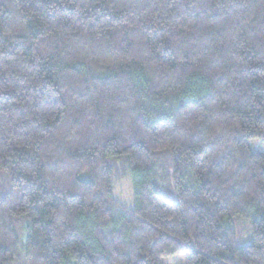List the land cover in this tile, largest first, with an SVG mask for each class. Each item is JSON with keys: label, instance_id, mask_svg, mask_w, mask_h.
I'll list each match as a JSON object with an SVG mask.
<instances>
[{"label": "trees", "instance_id": "trees-1", "mask_svg": "<svg viewBox=\"0 0 264 264\" xmlns=\"http://www.w3.org/2000/svg\"><path fill=\"white\" fill-rule=\"evenodd\" d=\"M177 255L264 264V0H0V264Z\"/></svg>", "mask_w": 264, "mask_h": 264}, {"label": "rangeland", "instance_id": "rangeland-1", "mask_svg": "<svg viewBox=\"0 0 264 264\" xmlns=\"http://www.w3.org/2000/svg\"><path fill=\"white\" fill-rule=\"evenodd\" d=\"M256 149H262L263 146L260 143L255 144ZM128 175V174H127ZM115 196L123 202L125 205H131L134 202L133 197V186L130 176L115 175L114 178V188ZM237 226L242 231L244 235H247L248 224L245 221H239ZM165 264H184L183 255H177L173 257H168L164 260Z\"/></svg>", "mask_w": 264, "mask_h": 264}]
</instances>
